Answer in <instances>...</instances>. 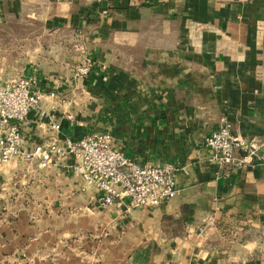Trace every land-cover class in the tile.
Instances as JSON below:
<instances>
[{"label": "crops", "instance_id": "crops-1", "mask_svg": "<svg viewBox=\"0 0 264 264\" xmlns=\"http://www.w3.org/2000/svg\"><path fill=\"white\" fill-rule=\"evenodd\" d=\"M0 32L26 50L20 73L18 55L2 62L1 83L35 76L44 94L19 124L24 151L109 133L139 165L185 168L172 200L143 209L158 228L154 263L264 264L255 239L264 166L218 167L205 146L225 120L264 155V0H0ZM81 64L90 74L75 78ZM74 165L12 159L0 168V197L19 183L51 184L63 203L96 207Z\"/></svg>", "mask_w": 264, "mask_h": 264}, {"label": "rangeland", "instance_id": "rangeland-1", "mask_svg": "<svg viewBox=\"0 0 264 264\" xmlns=\"http://www.w3.org/2000/svg\"><path fill=\"white\" fill-rule=\"evenodd\" d=\"M9 39V33L0 32V77L9 71L3 61L18 55L12 70L20 73L26 56L20 46L17 53L9 48ZM16 168L27 170L23 162ZM64 201L51 184L27 188L19 183L1 195L0 264H155L160 243L150 211H103L92 204L85 207L82 199ZM255 239L264 253V232Z\"/></svg>", "mask_w": 264, "mask_h": 264}, {"label": "built area", "instance_id": "built-area-1", "mask_svg": "<svg viewBox=\"0 0 264 264\" xmlns=\"http://www.w3.org/2000/svg\"><path fill=\"white\" fill-rule=\"evenodd\" d=\"M89 74L86 64L74 68L75 78ZM35 85V76L0 83V168L12 159L23 158L35 160L41 169H47L59 160L72 157L73 171L86 186L95 189V205L103 211L113 206L128 210L157 208L176 196V175L185 168L172 164L139 165L112 147L109 133L52 141L24 151L19 124L44 97L41 91L35 90ZM66 119L73 121V116L67 115ZM205 146L209 163L218 167L232 165L240 170L264 166V155L235 134L225 120L205 138Z\"/></svg>", "mask_w": 264, "mask_h": 264}]
</instances>
